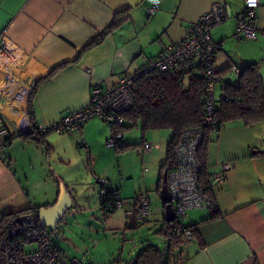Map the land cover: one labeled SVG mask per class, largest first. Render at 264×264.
Returning <instances> with one entry per match:
<instances>
[{
    "label": "crops",
    "instance_id": "obj_1",
    "mask_svg": "<svg viewBox=\"0 0 264 264\" xmlns=\"http://www.w3.org/2000/svg\"><path fill=\"white\" fill-rule=\"evenodd\" d=\"M152 1L156 0H0V120L6 121L9 136H17L29 146L36 144L43 152V146L18 134L33 129L27 113L28 94L34 82L51 70L56 69L39 84L33 99L37 126L55 123L62 114L85 106L92 87L108 88L120 76L136 73L147 57L157 56L166 45L182 40L190 24L211 3L226 4L228 17L221 24H228L226 28L233 37L236 17L244 4V0H157L158 7L151 14L148 8ZM118 12H127L129 19L100 44L80 52ZM253 21L256 38L237 41L239 58L245 64L258 62L264 79V0L255 10ZM210 37L222 47L221 36L215 33ZM95 129H99L98 122L89 119L80 129L68 133V138L46 137L48 151L44 150L48 154L63 146L67 151L73 133L79 141L91 143L89 133ZM152 136L144 133L132 148L142 141H151L159 148L161 140ZM258 149L264 150V122L244 125L232 120L212 132L207 173L218 215L211 218L206 208L186 212L182 217L186 224L181 223L194 225L195 235L170 254V264H264V157L250 156ZM62 155L66 157V153ZM165 157L166 150L160 168ZM226 161L232 165L223 171ZM222 172L223 180L216 181V175ZM140 195L151 202L148 192ZM156 196L159 201L151 212H159L161 227L162 203ZM136 198L125 211H133Z\"/></svg>",
    "mask_w": 264,
    "mask_h": 264
},
{
    "label": "rangeland",
    "instance_id": "obj_2",
    "mask_svg": "<svg viewBox=\"0 0 264 264\" xmlns=\"http://www.w3.org/2000/svg\"><path fill=\"white\" fill-rule=\"evenodd\" d=\"M226 27L228 24H221L210 30L211 36L217 33L223 39L214 67L222 69L234 64L241 71L246 64L239 58L240 42L232 37V32H228ZM237 78L238 73L230 70L222 76L223 81L232 84ZM219 92L220 86L217 84L216 94ZM92 119L98 122L99 129L89 133L91 143L79 145L81 140L73 133L67 151H63L61 146L46 154L43 147V152L37 150L36 144H23L16 139L17 136H13L10 143L9 134L0 135V214L19 211L31 205L52 204L63 185L74 198V203L58 222L55 231L48 227L46 230L57 247L71 258L84 264L133 260L140 250L150 244L164 248L166 256L178 252V247H171L163 235L157 233L161 223L160 218L157 220L158 211L151 212L147 221L135 227L126 225L125 216V209L131 207L139 192H148L151 207L155 209L159 201L155 184L161 174L160 162L171 138V129H150L145 132L146 136L152 133V138L161 140L159 148L152 143L153 147L143 154H138L136 148L132 147L125 153H118L115 146L106 145V139L112 134L110 125L97 116ZM48 136L68 138L70 135L52 130L45 134V138ZM142 136L139 125L131 126L127 128L123 141L138 143ZM62 153H66V157ZM100 179L107 181V189L118 190L123 200L121 207H103ZM177 218L186 222L182 217ZM183 245L181 243L180 248Z\"/></svg>",
    "mask_w": 264,
    "mask_h": 264
},
{
    "label": "built area",
    "instance_id": "obj_3",
    "mask_svg": "<svg viewBox=\"0 0 264 264\" xmlns=\"http://www.w3.org/2000/svg\"><path fill=\"white\" fill-rule=\"evenodd\" d=\"M262 0H244L242 11L237 15L236 27L233 37L242 39H255L256 27L254 25L255 10ZM158 7V1H152L148 8L153 13ZM228 17L226 4L222 1L211 3L188 28L187 35L180 41L166 45L160 54L147 57L140 72L158 69L161 71H175L189 74L197 72L205 77L206 92L204 100L203 127L190 126L181 131L180 138L173 148V165L166 170V185L170 192L173 207L177 217H184L186 212L194 208H206L214 211L212 198L205 194L204 187L199 181L201 164L198 150L205 138V129L216 132L220 129L214 110L218 101L225 98L223 87L215 73L214 60L218 45L211 40L210 30L219 25ZM1 41V39H0ZM230 71L238 73L235 66ZM135 74H124L111 87L101 88L94 86L91 89L89 102L74 111L61 115L60 119L50 125H39L40 131H58L71 133L89 119L97 116L111 128H118L124 123V113L132 106V89ZM219 84L220 92L216 94V85ZM222 127V126H221ZM8 134L6 121L0 120V135ZM123 134L117 131L114 136L106 139L108 146H124L121 141ZM84 145V142L78 143ZM153 147L149 141H143L136 147L138 154H143ZM231 162L223 163V171L231 167ZM215 180H223V172L216 175ZM101 193L107 191V181L100 179ZM108 204L114 203L116 208L123 205V200L117 191H114ZM150 202L146 196H138L134 209L138 221H147L151 213ZM185 239H192V231L187 228ZM0 264H84L71 258L67 252L57 247L51 234L43 229L32 212L18 213L13 221L2 225L0 223ZM108 264H133L132 260H114Z\"/></svg>",
    "mask_w": 264,
    "mask_h": 264
},
{
    "label": "trees",
    "instance_id": "obj_4",
    "mask_svg": "<svg viewBox=\"0 0 264 264\" xmlns=\"http://www.w3.org/2000/svg\"><path fill=\"white\" fill-rule=\"evenodd\" d=\"M128 19L129 15L127 12L116 13L111 24L82 47L80 52H84L100 44L108 34ZM216 44L218 45V51L221 49L220 44ZM230 67L215 69V73L219 76L220 81L224 83L222 90L225 98L218 101L214 110V115L218 120L220 128L224 123L232 120H240L244 125L264 122V79H262L260 74L258 62L246 64L241 71H238L237 81L233 84L222 80V76L230 70ZM141 69L134 73L136 78L134 79L132 89L133 104L124 113V123L118 128L110 127V129L111 136L120 131L123 137L127 128L131 126L139 125L142 135L150 129H171L172 135L166 145V157L161 165V174L157 182L156 192L158 194L162 183L161 176L163 171L168 170L173 165V148L180 138L181 131L190 126L203 127L206 80L204 76L199 75L195 71L185 74L180 71H161L158 69L140 72ZM55 70L53 69L46 76L37 79L32 85L28 94L27 113L30 121L33 123V129L18 134V136L23 138L33 139L37 144L43 146L46 151H48V144L45 141V134L49 131H40L38 126L34 124L33 99L39 84L52 75ZM205 131V138L198 150V158L201 164L199 181L204 187L205 194L212 198V205L215 208L210 215L212 218L218 215L212 181L207 173L208 146L212 132L207 128ZM123 137L121 141H123ZM11 138L10 136L8 141ZM130 147H132V144H128L127 142L124 146H115L118 150ZM250 156L264 157V150H255L254 153H250ZM114 191L107 189L105 195H103L104 200L102 201V205L104 208H106L105 204L109 208H116L113 205L114 203L108 204V201L112 199L111 196ZM41 206L47 205H31L19 211L3 213L0 216V223L2 225L10 223L21 212H32L38 219L37 212ZM163 206L164 204L162 203V210ZM125 216L126 225L129 227H135L138 223L143 222L136 219L135 209L133 211H126ZM41 227L46 229L45 226L41 225ZM187 228L191 229L193 237L195 235L194 225H183L177 216L172 222H166L162 218V225L157 230V233L163 235L171 247H177L186 240L185 231ZM132 261L133 264H170L172 259L170 255L166 256L165 251L159 246L150 244L140 250Z\"/></svg>",
    "mask_w": 264,
    "mask_h": 264
},
{
    "label": "water",
    "instance_id": "obj_5",
    "mask_svg": "<svg viewBox=\"0 0 264 264\" xmlns=\"http://www.w3.org/2000/svg\"><path fill=\"white\" fill-rule=\"evenodd\" d=\"M167 172L163 171L161 176V187L159 189L158 195L163 206V219L166 222H172L176 217L175 210L172 203V198L170 192L166 185ZM74 201L70 196L69 192L62 185L58 192L56 200L47 206H41L38 209V220L40 225L48 227L51 231H55L58 222L62 219L65 212L68 211ZM1 216V214H0ZM164 251V248H162Z\"/></svg>",
    "mask_w": 264,
    "mask_h": 264
}]
</instances>
